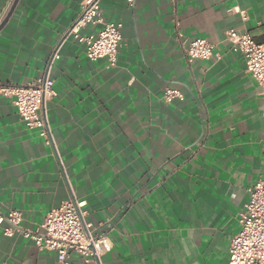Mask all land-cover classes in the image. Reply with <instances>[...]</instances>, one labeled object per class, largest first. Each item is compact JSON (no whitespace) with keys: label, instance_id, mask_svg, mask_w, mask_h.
Returning a JSON list of instances; mask_svg holds the SVG:
<instances>
[{"label":"crops","instance_id":"obj_1","mask_svg":"<svg viewBox=\"0 0 264 264\" xmlns=\"http://www.w3.org/2000/svg\"><path fill=\"white\" fill-rule=\"evenodd\" d=\"M14 1L0 0V84L53 81L39 112L53 148L0 97V216L18 211L35 231L50 210L83 203L111 244L101 264H228L248 190L264 180V101L224 34L264 44V0H101L122 24L113 67L68 35L80 0H17L8 17ZM196 39L221 59L189 60ZM166 88L182 99L165 102ZM0 264L59 263L0 228Z\"/></svg>","mask_w":264,"mask_h":264},{"label":"built area","instance_id":"obj_2","mask_svg":"<svg viewBox=\"0 0 264 264\" xmlns=\"http://www.w3.org/2000/svg\"><path fill=\"white\" fill-rule=\"evenodd\" d=\"M124 1L129 8L133 7L134 0ZM100 2L80 0L78 18L69 28L68 35H73L84 44L85 55L90 61L106 59L108 66L113 67L121 44L122 24L106 20L100 11ZM91 25H100V31L87 37L79 36L82 28ZM224 41L229 44L232 53L242 56L244 68L259 86L264 101V44L256 43L248 32L234 29L224 34ZM184 52L189 60L221 59V53L204 39L188 42ZM54 58L57 56L54 55ZM54 96L53 81L47 76L25 85L0 84V97L10 100L26 128L37 131L45 145L52 148V136L39 112L44 103ZM162 97L165 102L182 99L180 92L174 88H166ZM262 155L264 159V143ZM83 205L69 202L50 210L40 229L35 231L22 229V214L10 211L6 216H0V228L6 237L19 232L39 250L54 252L59 264H67L72 255H76L81 264H101L100 259L110 252L111 244L102 230V224L84 221ZM238 222L240 230L230 241L228 264H264V180H259L248 190V200Z\"/></svg>","mask_w":264,"mask_h":264},{"label":"water","instance_id":"obj_3","mask_svg":"<svg viewBox=\"0 0 264 264\" xmlns=\"http://www.w3.org/2000/svg\"><path fill=\"white\" fill-rule=\"evenodd\" d=\"M16 2H17V0L14 1L13 6H12V8H11L9 14H8V17L11 15V13H12V11H13V8L15 7V3H16ZM8 17H7V18H8ZM5 21H6V20H5ZM5 21H4L3 23H5ZM3 23L0 25V28L2 27Z\"/></svg>","mask_w":264,"mask_h":264}]
</instances>
